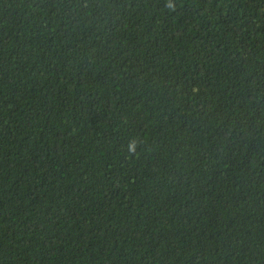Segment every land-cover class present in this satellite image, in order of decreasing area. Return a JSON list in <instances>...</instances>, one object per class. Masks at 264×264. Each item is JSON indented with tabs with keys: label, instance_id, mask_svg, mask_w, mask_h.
<instances>
[{
	"label": "trees",
	"instance_id": "trees-1",
	"mask_svg": "<svg viewBox=\"0 0 264 264\" xmlns=\"http://www.w3.org/2000/svg\"><path fill=\"white\" fill-rule=\"evenodd\" d=\"M0 264H264V0H0Z\"/></svg>",
	"mask_w": 264,
	"mask_h": 264
}]
</instances>
